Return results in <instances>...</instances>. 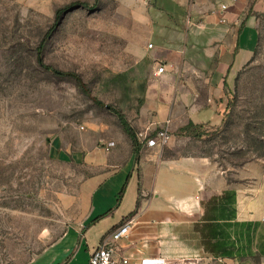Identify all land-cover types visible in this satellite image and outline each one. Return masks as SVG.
I'll use <instances>...</instances> for the list:
<instances>
[{"label":"rangeland","instance_id":"obj_1","mask_svg":"<svg viewBox=\"0 0 264 264\" xmlns=\"http://www.w3.org/2000/svg\"><path fill=\"white\" fill-rule=\"evenodd\" d=\"M68 5L75 6L52 30L56 10ZM256 5L254 55L227 106L202 123L207 137L171 135L163 125L170 138L160 147L166 156H208L230 179L264 182V0ZM147 7L146 0H0V264L29 263L81 214V189L93 168L63 152L80 133L113 122L105 105L128 118L138 113L152 60L139 59L134 23ZM43 41V60L79 73L91 95L37 62ZM260 223L257 250L240 264H264V218Z\"/></svg>","mask_w":264,"mask_h":264},{"label":"crops","instance_id":"obj_2","mask_svg":"<svg viewBox=\"0 0 264 264\" xmlns=\"http://www.w3.org/2000/svg\"><path fill=\"white\" fill-rule=\"evenodd\" d=\"M258 1L146 0L147 15L137 16L134 24L141 34L139 59L149 55L152 75L138 113L126 116L137 131L155 134L166 125L176 135L189 121L219 116L238 72L254 55L258 31L252 9ZM156 61L177 66L156 76ZM113 116V122L80 133L74 149L63 152L93 168L81 189V214L27 264H88L103 237L129 219L131 230L116 245L118 264L124 259L127 264H240L255 254V230L264 218L259 177L230 179L208 156H166L159 146L144 144L135 154ZM53 149L59 151L57 143ZM226 190L236 192V221L257 223L249 252L231 258L207 252L195 229L205 203ZM247 242L243 233L236 248L247 249Z\"/></svg>","mask_w":264,"mask_h":264},{"label":"trees","instance_id":"obj_3","mask_svg":"<svg viewBox=\"0 0 264 264\" xmlns=\"http://www.w3.org/2000/svg\"><path fill=\"white\" fill-rule=\"evenodd\" d=\"M73 6L75 5L59 7L56 10L55 22L52 30L60 23L65 13L74 8ZM81 6H87V4L83 3ZM44 44L45 42L43 41L37 47V62L43 68L55 75L73 78L76 81L78 88L83 93L91 95L87 83L83 80L79 73L60 70L43 60ZM118 76L120 77L121 75L119 74L116 77ZM94 100L97 104H102L98 99L94 98ZM105 107H107V109L118 118L123 130L132 141L133 152L138 154L142 146L145 144V140L141 141L139 139L138 131L132 126L122 110L114 107L113 105H105ZM177 134L195 139H203L207 137V133L203 129L202 123H194L193 121H189L187 124L182 125ZM153 135L154 134H150L148 137ZM124 189L125 186L120 193L121 196L123 195ZM236 213V192L233 190H226L221 195L213 196L205 203V214L202 221L195 225V229L201 234L205 250L213 254L215 257L231 258L246 254L250 250L251 229L253 226H256L257 223L238 222L236 221ZM243 233H245L248 240V248H236V240L239 237L241 238ZM260 253L264 255V246L262 247Z\"/></svg>","mask_w":264,"mask_h":264},{"label":"built area","instance_id":"obj_4","mask_svg":"<svg viewBox=\"0 0 264 264\" xmlns=\"http://www.w3.org/2000/svg\"><path fill=\"white\" fill-rule=\"evenodd\" d=\"M225 9L226 7L223 6ZM224 21V19H223ZM149 48L153 47L152 43H149ZM175 62H163V61H156L155 62V69L154 75L159 76L162 74L167 73L168 71L174 70L176 68ZM155 136V137H154ZM138 137L141 141L145 140V144L147 146H161L168 142L170 138V134L166 127H161L157 129L155 134L151 136H144L143 133H138ZM132 227V220H127L123 224L119 225L117 228L112 230L109 234H107L98 246H96L90 253V258L88 264H118V261L115 259V252H116V245L117 242L127 236ZM127 259L122 261L123 264H127Z\"/></svg>","mask_w":264,"mask_h":264}]
</instances>
